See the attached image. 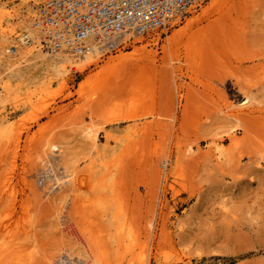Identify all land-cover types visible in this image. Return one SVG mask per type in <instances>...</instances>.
Returning <instances> with one entry per match:
<instances>
[{
	"label": "rangeland",
	"instance_id": "obj_1",
	"mask_svg": "<svg viewBox=\"0 0 264 264\" xmlns=\"http://www.w3.org/2000/svg\"><path fill=\"white\" fill-rule=\"evenodd\" d=\"M23 2L0 0L1 25L14 37L17 28L3 21L13 22ZM149 51L164 70L150 88ZM253 65L245 91L264 112V0H202L167 29L118 43L79 73L1 91L0 264H56L68 250V264H264V133L252 127L245 144H232V131L244 136L229 129L227 112L241 104L217 92L218 81L241 79L238 71ZM170 88L177 107L195 96L212 111L193 107L195 135L190 152L180 145L181 167L166 131ZM148 89L163 123L154 141L173 150L165 168L153 166L143 144ZM48 142L59 148L51 172L41 152Z\"/></svg>",
	"mask_w": 264,
	"mask_h": 264
},
{
	"label": "bare ground",
	"instance_id": "obj_2",
	"mask_svg": "<svg viewBox=\"0 0 264 264\" xmlns=\"http://www.w3.org/2000/svg\"><path fill=\"white\" fill-rule=\"evenodd\" d=\"M41 1L43 0H24L21 6L15 10L13 22H11V19H6L5 21H3V23H5L6 25L14 24L13 26L17 28V32H19V35H16L14 37V34H11V32L3 29L1 25L2 22H0V93L1 91L5 92L7 90L21 91L22 89H25L29 86L40 87L54 80L64 78L70 75L71 73H79L90 65L96 63L102 56V54L104 52L109 51V49H111L114 45L121 42L129 41L136 36H141L133 33L97 36L95 33H91L83 37H78L72 26V19L67 24L63 20L54 17L52 10L47 9L44 6L46 0H44L42 4ZM3 4L4 3L0 4V10L3 8ZM208 14L209 8L201 11L199 16H196L195 19H193L186 25L185 30L191 29L193 26L199 24V22L202 19L206 18ZM180 31L177 32V36L179 34V37L181 34ZM177 36H174V38H178ZM119 59L125 60V57L121 56L119 57ZM254 59L255 58L251 55L247 57V60L252 63H254ZM155 60V53L149 51L145 55V77L149 88L152 86L153 80L157 79L160 75H162L161 73L164 72L163 69L160 70V68L155 65ZM235 60H237V58ZM258 68L259 66L253 65L246 68L245 70H241L242 72L238 71L240 75L241 73H243L241 79L236 76L234 78L230 77V84L226 82L225 78L223 80L221 79L220 81H218L220 85L219 91H217L218 97L221 96L223 97V99L225 98L226 101L230 98L237 105L241 104L239 107L241 109L232 112L230 111L231 113L227 112L229 118L232 119V124L230 125L232 127L229 126V129L231 128L230 130H234V128L237 129L238 127V129H241L243 131L242 135L244 136V138L242 139V141H240L241 139H236V135L232 136L235 131H229L231 132L230 136L228 135L230 137V141L232 144L235 145H238L239 143L242 144L243 140L245 144L247 137H249L247 134H250L252 132V127H255L256 130L260 129V131L264 133V112L261 111L260 108L256 109L252 107L253 105L251 104V94L248 90L247 92L245 91L246 86L243 82V76L245 79L246 75L249 78L251 76L250 73H254L255 71H257ZM166 71L168 72L167 74L170 73L169 70L166 69ZM237 76H239V74ZM229 86L230 90L228 89ZM169 92V102L171 104L170 106L172 107L171 111L174 112V115L171 118L173 120L172 123L167 124L166 131L167 133L172 132L173 140L176 141L174 142V147L179 151V153L177 154L175 160L177 162L178 167H181L179 165L181 164V162L184 161H182V159L185 158L186 162L187 160L185 157L186 154L182 153L183 151L181 150L180 145L182 144V146L185 148V146L183 145L185 144L187 146L184 150L185 153L190 152L191 147L189 145L191 143L188 142H191V137L195 135H191L190 126L191 121L193 119L192 117L190 121V116H193V107L195 108V112L203 111L204 109V111L207 112L211 110L208 109V111L206 109L208 107L204 108L205 104H200L197 101L198 98L195 96H192V102L190 100L189 104L186 103L183 108L180 106L177 107L175 105L177 103H174V98L172 96V88H170ZM196 92L198 95H201V92ZM176 94V96L179 98L178 91H176ZM148 96L150 104L147 106L148 108L146 116H148L149 119H152V121H148L145 124L143 144L145 151L149 156L150 162L153 164V166H155V168H160V166H163V168H165L167 166V163L170 162L173 156V150H171L170 147L167 150L162 144H160V141H154L155 137H160L164 135L162 134L163 123L159 118L157 102L154 100L151 91H149ZM239 97H241V99H239ZM209 98L210 97L207 98L208 102L215 99L214 96L211 100H209ZM212 102L214 103L212 105L216 104L215 100ZM223 103L225 104L226 102ZM3 104V101L0 99V107H2ZM206 105L208 106V103ZM196 125H194V127ZM252 138L251 141H253ZM46 149H48L50 152H46ZM41 152L43 154L42 160L44 161L46 166H48V172H51L52 170L49 166H52V168L54 167L56 163V158H54L53 155L55 154V152H59V148L57 145L48 142L43 146ZM188 158L189 156L187 157V159ZM1 222L0 231L4 227ZM69 255L70 254L68 250L65 252V254H61V256H58L57 258L59 259L58 262L56 260V264H68ZM78 261L80 262L81 259H79ZM71 263L74 264V262ZM85 264H90V262H85Z\"/></svg>",
	"mask_w": 264,
	"mask_h": 264
},
{
	"label": "built area",
	"instance_id": "obj_3",
	"mask_svg": "<svg viewBox=\"0 0 264 264\" xmlns=\"http://www.w3.org/2000/svg\"><path fill=\"white\" fill-rule=\"evenodd\" d=\"M202 0H46L54 17L72 26L78 37L133 33L145 36L167 29Z\"/></svg>",
	"mask_w": 264,
	"mask_h": 264
}]
</instances>
